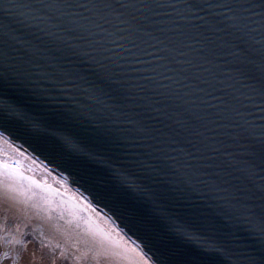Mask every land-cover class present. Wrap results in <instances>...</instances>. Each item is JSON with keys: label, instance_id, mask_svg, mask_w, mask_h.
I'll return each instance as SVG.
<instances>
[{"label": "snow or ice", "instance_id": "1", "mask_svg": "<svg viewBox=\"0 0 264 264\" xmlns=\"http://www.w3.org/2000/svg\"><path fill=\"white\" fill-rule=\"evenodd\" d=\"M172 7L115 0H0V89L18 93L15 104L0 109V122L14 117L32 129L47 122L60 137L49 150L109 164L123 187L107 188L104 195L144 233V247L160 248L146 264H225L222 257L228 264H264V0H183L177 6L183 15L176 30L200 37L190 43L217 84L199 109L180 101L182 111L156 104L152 97L173 95L187 77L171 67L161 75L154 61L163 57L140 50L115 30L131 23L136 10L151 9V16L162 17L152 21L146 15L142 19L148 23H173L163 11ZM98 44L101 53L93 50ZM36 74L58 92H77L95 111L75 101L71 107L58 104L37 85ZM32 108L41 110L44 121L29 116ZM168 126L184 133L186 143L177 145L183 163L169 147L177 142ZM109 153L120 163L112 162ZM212 157L220 163L209 171ZM4 169L9 177L23 175L16 163L0 161V177ZM161 218L170 232L197 248L174 250L167 233L159 231Z\"/></svg>", "mask_w": 264, "mask_h": 264}, {"label": "water", "instance_id": "2", "mask_svg": "<svg viewBox=\"0 0 264 264\" xmlns=\"http://www.w3.org/2000/svg\"><path fill=\"white\" fill-rule=\"evenodd\" d=\"M34 3L43 4L55 2V0H33ZM120 5L132 3L144 4H163L173 6L171 9H164L167 13V19L173 23H148L144 16H149L152 21L161 19L162 17L151 16L152 10L148 13L142 10H136L138 16L133 17L131 23L125 24L122 28H116L117 32L124 34V37L131 38L132 42L137 45L142 51L150 52L153 56L163 57V61H154L157 70L161 75H168L166 71L169 67L175 73H180L187 79L179 80V83L184 85L179 91H175L173 95L153 96V102L162 104L175 111H182L184 104L180 101L189 100L197 109L202 107L201 101L205 98V93L215 94L214 89L217 84L209 79L208 72L205 71V66L202 65L198 58V49L195 45L190 43L200 39L195 32H180L176 30L175 25L180 22L179 17L183 15L182 10L177 7L183 3V0H115ZM198 2H209V0H198ZM221 2H228V0H221ZM231 2H238V0H231ZM179 14V15H176ZM138 28H143L144 31H138ZM222 35V34H221ZM98 40H105L104 37L98 36ZM213 44L217 41L213 40ZM2 44V41H0ZM94 51L101 53L103 47L97 45ZM183 52L184 56L179 57L177 54ZM126 56L127 53L125 52ZM102 59L104 57H101ZM183 59L186 63L178 64L176 61ZM111 64V61H109ZM211 71V70H209ZM36 83L42 87L55 98L58 104L65 107H71L72 102L75 101L84 104L88 107L90 112H94V106L87 105V102L77 92L67 93L58 92L55 85L48 80L42 79L36 74ZM150 89L145 88V95H149ZM180 99L177 100L176 97ZM18 100V93L9 90L0 89V109L5 106L13 105ZM140 103L141 101H137ZM29 116L37 121H44V117L39 108H32L29 110ZM161 125H166V121H160ZM171 135L176 139V145H169L170 148H176L175 158L178 162L183 163V154L179 151L177 145L186 143L184 133L178 129L168 126ZM60 132H66L68 129H56ZM223 130L228 131L224 126ZM0 131L10 136L12 139L32 151L39 158L49 165H52L69 181H71L77 188H79L87 197L102 209L115 223L119 224L137 243L143 248L146 253L151 256L153 252L159 255V246L153 247L149 244L144 247L146 239L144 233L132 225L130 218L118 208L113 202L108 199L104 192L107 188H121L119 179H117L112 172L109 164L101 163L98 160L90 159L83 154H72L68 151L52 152L48 145L53 142H59L60 137L55 134L47 122L41 124L40 128L32 129L24 121L17 122L13 117L8 124L0 122ZM227 138V137H226ZM166 143V141H164ZM112 162L120 163V161L112 156ZM205 155H207L205 153ZM211 167L209 171H214L215 166L220 163L219 157H212L208 161ZM158 166L163 167L159 159L156 160ZM5 175L0 177L4 182V191L6 196L0 194V205H3L7 214L10 213L14 207L21 209L16 220L9 227L13 235L11 239L20 237L22 228L21 221L25 213L34 216L29 224L30 229L37 230L38 224L42 225L43 233L47 239L52 242L56 250L55 258L58 262L62 257H68L77 264H144L141 260L136 258L127 247L118 244V241L113 238L102 225H100L90 213L72 197L66 195L60 190L50 187L43 183H33L27 177H32L23 173L22 176L7 175V169L3 170ZM21 172L20 170H18ZM231 174V173H230ZM12 184L13 188H7V184ZM1 193V191H0ZM129 199L141 202L135 195H130ZM146 210L150 211L148 205L145 204ZM174 214L175 210L170 209ZM159 231L167 233L168 240L174 250L183 251L188 249H196L197 245L194 241L187 240L169 231L167 221L159 220ZM41 227V226H39ZM39 235V234H38ZM225 264H228L227 257H222Z\"/></svg>", "mask_w": 264, "mask_h": 264}, {"label": "bare ground", "instance_id": "3", "mask_svg": "<svg viewBox=\"0 0 264 264\" xmlns=\"http://www.w3.org/2000/svg\"><path fill=\"white\" fill-rule=\"evenodd\" d=\"M12 160L17 161V165L19 168H22L20 171L26 175H30L35 178L39 183L47 184L52 188L62 191L66 195L72 197L75 201H77L80 205H82L90 215L104 227V229L118 241V244L124 245L128 248V250L136 255V258L144 262L146 264V260L148 257L145 254H141L140 248L138 244L133 243L129 236L123 232L111 219L109 216L104 214L100 209H98L87 197L82 195L76 188H74L70 183H68L60 174H58L51 167L40 161L38 158L33 156L30 152L22 148L20 145L6 137L3 133L0 132V161H5L10 163ZM23 170V171H22ZM0 191L3 196H6V193L3 188H0ZM83 197V199H81ZM87 201V203H85ZM91 204L92 207H88ZM2 205H0L1 207ZM19 208L14 207V209L5 216H1L0 220L2 221V237H4L5 241L7 239L12 242L13 246L16 245L19 248L22 247V242L24 239V235L26 232H30L28 226L34 216H30L25 213V216L21 219L19 224L22 223V228L20 237L12 240L11 233L13 237L15 235L12 231H9L10 225L16 220L18 215ZM37 230H35L40 238H46L43 231L44 228L42 225L38 224ZM41 226V227H39ZM43 230V231H42ZM16 238V237H15ZM7 247V244L4 245Z\"/></svg>", "mask_w": 264, "mask_h": 264}, {"label": "flooded vegetation", "instance_id": "4", "mask_svg": "<svg viewBox=\"0 0 264 264\" xmlns=\"http://www.w3.org/2000/svg\"><path fill=\"white\" fill-rule=\"evenodd\" d=\"M0 220V264H54L52 248L48 242L40 241L32 232H26L22 247L2 237ZM7 244V247L4 245Z\"/></svg>", "mask_w": 264, "mask_h": 264}, {"label": "rangeland", "instance_id": "5", "mask_svg": "<svg viewBox=\"0 0 264 264\" xmlns=\"http://www.w3.org/2000/svg\"><path fill=\"white\" fill-rule=\"evenodd\" d=\"M12 161H14L15 163H17V161H15V160H12Z\"/></svg>", "mask_w": 264, "mask_h": 264}]
</instances>
